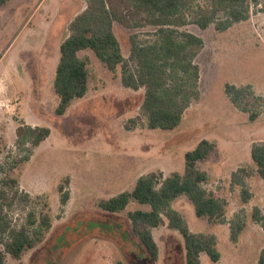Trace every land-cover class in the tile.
Segmentation results:
<instances>
[{"label": "rangeland", "instance_id": "1", "mask_svg": "<svg viewBox=\"0 0 264 264\" xmlns=\"http://www.w3.org/2000/svg\"><path fill=\"white\" fill-rule=\"evenodd\" d=\"M263 1L245 0L244 18L224 30L218 28L229 16L217 7L219 0H184L163 24L150 23L145 13L130 18L134 27L114 23L126 60L133 36L143 45L162 39L166 30H174L175 42L184 44L188 35L201 40V47L182 49L199 69L197 98L185 103L181 121L171 130L150 128L141 108L144 89L125 88L121 66L109 71L89 49L78 53L87 62L86 94L73 99L62 116L55 115L59 45L69 23L91 0H7L0 5V196H5L0 223L25 228L33 239L42 233L20 258L5 254L4 264H184L183 239L164 215L163 223L150 229L157 246L153 260L128 219L129 212L148 206L130 201L109 212L100 202L131 191L137 178L151 172L183 175L185 154L203 139L214 148L195 162L207 177L200 184L223 204L224 217H197L185 195L169 207L191 233L214 236L220 258L213 262L201 253V264H257L264 248V179L251 148L264 144ZM181 64L169 59L165 80L181 82L183 89L189 74ZM128 65L135 69L133 62ZM226 85L241 91L237 104L225 93ZM28 127H49L50 135L34 146L33 137L17 133ZM61 185L68 194L65 203ZM43 214L50 218L48 230L40 227ZM6 239L7 234L0 235V252Z\"/></svg>", "mask_w": 264, "mask_h": 264}, {"label": "trees", "instance_id": "2", "mask_svg": "<svg viewBox=\"0 0 264 264\" xmlns=\"http://www.w3.org/2000/svg\"><path fill=\"white\" fill-rule=\"evenodd\" d=\"M5 1L7 0H0V5ZM244 1L219 0L220 5L217 7H224L227 10L229 21L218 29L224 30L230 23L244 18ZM183 3L184 0H91L88 7L69 23V34L59 45V57L53 79L54 93L59 99L55 115L62 116L73 99L82 98L86 94L87 62L80 58L78 53L89 49L109 71H115L119 65L121 66L120 79L125 88L135 91L144 89L141 108L150 128L171 130L176 127L182 119L185 103L191 98H197L196 81L199 78L198 66L192 64L188 56L182 54V49L188 45L201 47V40L188 35L184 44L175 42L171 36L174 30H166V33H162L163 38L154 40L151 45L140 44L133 36L130 39V55L126 60L122 56L119 41L114 33V23L134 27L135 23H129V20H132L130 18L138 13H145L150 18V23L163 24L167 18L180 11ZM261 9L264 12V1ZM207 22L201 23V26L205 27ZM169 59L182 61L180 69L189 74L187 81H184L183 89L181 82L171 84L165 80V65ZM130 61L135 64L133 70L128 65ZM240 92L233 85H226L225 93L234 104H237ZM182 94L184 98L181 101L179 97ZM17 133L20 137L30 135L33 137V145L38 146L50 135V129L28 127L18 129ZM213 148V143L201 140L193 151L185 154L183 175L173 173L163 177L161 173L151 172L140 176L131 191L121 192L109 200L100 202V207L105 211L115 212L124 209L130 201L147 205L148 210L137 209L129 212L128 219L132 225V232L153 260L157 258V246L150 229L160 226L164 215L168 220V227L178 231L183 239L184 264H201L199 259L201 253L207 254L211 261L217 262L220 254L214 236L191 233L182 216L169 207L173 199L185 195L192 202L197 217H206L209 220H221L224 217L225 207L212 192L201 187L200 183L206 182L207 177L195 165L197 160L206 159ZM251 158L264 179V144L251 148ZM11 183L16 185L15 180H11ZM64 188L63 185L58 188L62 193V203L68 200ZM2 205L0 202V211ZM32 216L29 214L30 224L33 223ZM39 223L40 227L48 230L51 225L48 214L41 215ZM3 234H7V239L3 244V251L0 252V264H4L5 254L20 258L25 251L34 247L35 242L41 241L42 235L37 231L33 239L25 228H10L5 221L0 223V235ZM257 264H264V248L259 254Z\"/></svg>", "mask_w": 264, "mask_h": 264}, {"label": "crops", "instance_id": "3", "mask_svg": "<svg viewBox=\"0 0 264 264\" xmlns=\"http://www.w3.org/2000/svg\"><path fill=\"white\" fill-rule=\"evenodd\" d=\"M137 179H138V178H137ZM137 179H136V180H137ZM135 182H136V181H135Z\"/></svg>", "mask_w": 264, "mask_h": 264}]
</instances>
